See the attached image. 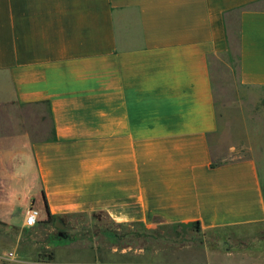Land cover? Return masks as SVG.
<instances>
[{
  "label": "crops",
  "instance_id": "0c3cea01",
  "mask_svg": "<svg viewBox=\"0 0 264 264\" xmlns=\"http://www.w3.org/2000/svg\"><path fill=\"white\" fill-rule=\"evenodd\" d=\"M231 25L239 83L264 91V0H0L1 213L32 184L53 219L203 233L264 224V105L261 167L217 163L210 148L209 59L229 51ZM33 106L46 109L45 139L31 136ZM78 240V250L46 243L44 263L23 247L16 264H118L117 244ZM179 250L151 254L163 264L245 259L204 251L183 262Z\"/></svg>",
  "mask_w": 264,
  "mask_h": 264
},
{
  "label": "rangeland",
  "instance_id": "374dc122",
  "mask_svg": "<svg viewBox=\"0 0 264 264\" xmlns=\"http://www.w3.org/2000/svg\"><path fill=\"white\" fill-rule=\"evenodd\" d=\"M229 40V51L210 59L218 121L217 131L210 137L211 153L217 163L253 159L260 167L263 157L264 92L260 87L243 86L239 83L238 37L234 25L229 29ZM28 108L32 113L27 117L32 138L45 139L49 135V132L45 135L47 128L49 130V123L44 118L41 119V113L45 114L46 109L35 106ZM28 189L29 197L25 202L14 206L12 211L1 213L0 203V264H16L18 252L29 246L40 252L38 263L48 262L49 252L43 250L46 243L70 241V245L78 250V239L83 238L99 240L104 246L109 243L117 244L118 264H163L167 260L163 255L158 258L157 254H151L159 246L181 247L179 252L182 254V261L189 254L194 256L193 254L209 251L245 254L244 260H235L239 264H264V224L215 229L203 233L194 225L159 229L139 226L110 228L105 223L99 226L94 224L96 219L103 222L104 219L99 215H74L58 219L68 227L60 230L45 218L40 192L32 184ZM29 207H34L39 212V222L32 228L23 226L25 211ZM121 250H127L128 254L121 256ZM143 250H146L145 254Z\"/></svg>",
  "mask_w": 264,
  "mask_h": 264
},
{
  "label": "built area",
  "instance_id": "2783aa9c",
  "mask_svg": "<svg viewBox=\"0 0 264 264\" xmlns=\"http://www.w3.org/2000/svg\"><path fill=\"white\" fill-rule=\"evenodd\" d=\"M39 221V212L34 207H29L25 211L23 226L26 228L34 227Z\"/></svg>",
  "mask_w": 264,
  "mask_h": 264
},
{
  "label": "trees",
  "instance_id": "16d2710c",
  "mask_svg": "<svg viewBox=\"0 0 264 264\" xmlns=\"http://www.w3.org/2000/svg\"><path fill=\"white\" fill-rule=\"evenodd\" d=\"M209 63H210V59H209ZM263 92H264V91H263ZM260 167H261V166H260ZM259 170H260V168H259ZM41 197H42V201H43V205H44V210H45V213H46V215H47V220H48V222H53L55 219H53V218L51 217L50 213H49V208H48V205H47V201H46V199H45V195H44L43 192L41 193Z\"/></svg>",
  "mask_w": 264,
  "mask_h": 264
},
{
  "label": "water",
  "instance_id": "95a60500",
  "mask_svg": "<svg viewBox=\"0 0 264 264\" xmlns=\"http://www.w3.org/2000/svg\"><path fill=\"white\" fill-rule=\"evenodd\" d=\"M54 227L60 229V230H66L68 227L64 226L58 219H55L53 222Z\"/></svg>",
  "mask_w": 264,
  "mask_h": 264
}]
</instances>
